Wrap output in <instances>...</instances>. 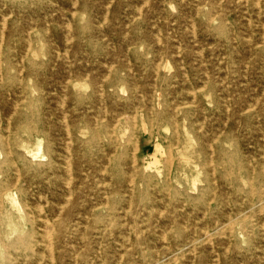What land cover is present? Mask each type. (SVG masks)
Wrapping results in <instances>:
<instances>
[{
    "label": "rangeland",
    "instance_id": "1",
    "mask_svg": "<svg viewBox=\"0 0 264 264\" xmlns=\"http://www.w3.org/2000/svg\"><path fill=\"white\" fill-rule=\"evenodd\" d=\"M245 1L0 0V264H264Z\"/></svg>",
    "mask_w": 264,
    "mask_h": 264
},
{
    "label": "bare ground",
    "instance_id": "2",
    "mask_svg": "<svg viewBox=\"0 0 264 264\" xmlns=\"http://www.w3.org/2000/svg\"><path fill=\"white\" fill-rule=\"evenodd\" d=\"M111 1V0H110ZM220 1H222V0H220ZM245 1V0H244ZM257 1V0H256ZM79 2V1H78ZM77 2V3H78ZM141 2V1H140ZM184 2H185V0H184ZM206 2V1H205ZM236 2V1H235ZM246 2V1H245ZM76 3V2H75ZM108 3V2H107ZM144 3H146V2H144ZM143 3V4H144ZM169 3V2H168ZM220 3V2H219ZM258 3V2H257ZM136 4V3H135ZM142 4V5H143ZM202 4V3H201ZM59 5V4H58ZM160 5V4H159ZM209 5V4H208ZM230 5V4H229ZM259 5V4H258ZM107 6V5H106ZM109 6V5H108ZM123 6V5H122ZM140 6V5H139ZM186 6V5H185ZM74 7V6H73ZM141 7V6H140ZM171 7V6H170ZM169 7V8H170ZM196 9H197V7H196ZM106 10V9H105ZM130 10V9H129ZM214 10V9H213ZM259 10V9H258ZM11 11V10H10ZM108 11V10H107ZM138 11H139V9H138ZM174 11V10H173ZM133 12V11H132ZM140 12V11H139ZM149 12V11H148ZM198 12V11H197ZM215 12V11H214ZM136 13V12H135ZM141 13V12H140ZM12 14V13H11ZM75 14V13H74ZM137 14V13H136ZM244 14V13H243ZM246 14V13H245ZM72 15H73V13H72ZM224 15V14H223ZM74 16V15H73ZM249 16V15H248ZM257 16V15H256ZM259 16V15H258ZM5 19V18H4ZM210 19V18H209ZM6 20V19H5ZM192 24H193V22H191ZM67 24V23H66ZM241 24V23H240ZM48 25V24H47ZM68 25V24H67ZM191 25V24H190ZM208 25H209V23H208ZM3 26H6V25H4L3 24ZM167 26V25H166ZM262 26H264V24H262ZM159 27V26H158ZM185 27V26H184ZM248 27V26H247ZM3 29H4V27H2ZM126 28V27H125ZM193 28V27H192ZM124 29V28H123ZM128 29V28H127ZM67 30H69V29H67ZM72 30V29H71ZM126 30V29H125ZM124 30V31H125ZM240 30V29H239ZM258 30V29H257ZM262 30V29H261ZM264 30V29H263ZM30 32V31H29ZM194 32V31H193ZM264 32V31H263ZM3 33V32H2ZM190 33H192L191 31H190ZM195 33V32H194ZM228 33V32H227ZM230 33V32H229ZM233 33V32H232ZM159 34V33H158ZM2 36V35H1ZM184 36V35H183ZM29 37V36H28ZM262 37V36H261ZM2 39L4 38V37H1ZM66 38V40H67V36L65 37ZM158 38V37H157ZM256 38V37H255ZM192 39H194L193 37H192ZM258 39H260V38H258ZM262 40H263V38H261ZM65 40V41H66ZM71 40V39H70ZM225 40V39H224ZM234 40V39H233ZM251 41V40H250ZM4 42V41H3ZM69 43H70V41H68ZM2 43V42H1ZM67 43V42H66ZM65 43V44H66ZM158 43V42H157ZM160 43V42H159ZM179 43V42H178ZM29 44V43H28ZM183 44V43H182ZM30 45V44H29ZM180 45V44H179ZM184 45V44H183ZM66 46V45H65ZM194 46V45H193ZM67 47V46H66ZM167 47V46H166ZM177 47V46H176ZM29 48V47H28ZM194 48V47H193ZM192 48V49H193ZM30 49V48H29ZM217 49V48H216ZM165 50H166V48H165ZM172 50H173V48H172ZM195 51V50H194ZM244 52V51H243ZM225 53V52H224ZM26 54H27V52H26ZM196 54V53H195ZM67 55V54H66ZM0 56H1V53H0ZM191 56H192V54H191ZM194 56V55H193ZM202 57V56H201ZM200 57V58H201ZM63 58H65V57H63ZM161 58H162V56H161ZM160 58V59H161ZM23 59V58H22ZM68 59V58H67ZM159 59V60H160ZM180 59V58H179ZM193 59V58H192ZM200 60V59H199ZM56 61H57V59H56ZM0 62H1V60H0ZM155 62V61H154ZM159 63V62H158ZM166 63V62H165ZM217 63V62H216ZM169 64V63H168ZM195 64V63H194ZM199 64V63H198ZM218 64V63H217ZM64 65V64H63ZM153 65V64H152ZM157 65V64H156ZM164 66V65H163ZM166 67V66H165ZM224 67H226V66H224ZM246 67V66H245ZM1 68V67H0ZM205 68V67H204ZM242 68V67H241ZM52 69V68H51ZM70 69V68H69ZM109 69H110V67H109ZM247 69V68H246ZM83 70V69H82ZM162 70H164V69H162ZM204 70V69H203ZM226 70V69H225ZM107 71V70H106ZM130 71V70H129ZM245 71V70H244ZM61 72V71H60ZM186 72V71H185ZM227 72V71H226ZM156 74V73H155ZM185 74V73H184ZM199 74V73H198ZM205 74V73H204ZM75 75V74H74ZM191 75V74H190ZM202 75V74H201ZM206 75V74H205ZM69 76V75H68ZM199 76V75H198ZM70 77V76H69ZM207 77V76H206ZM232 77V76H231ZM237 77V76H236ZM183 78V77H182ZM252 78V77H251ZM255 79H256V77H255ZM103 80V79H102ZM263 80H264V78H263ZM101 81V80H100ZM154 81V80H153ZM173 81H175V80H173ZM237 81V80H236ZM244 81V80H243ZM67 82V81H66ZM190 82V81H189ZM69 83V82H68ZM214 84V83H213ZM101 86V85H100ZM227 86V85H226ZM244 86V85H243ZM67 87V86H66ZM99 87V86H98ZM154 87V86H153ZM181 87V86H180ZM262 87V86H261ZM50 88V87H49ZM63 89V88H62ZM100 89V88H99ZM191 89H193V88H191ZM201 89V88H200ZM242 90V89H241ZM64 92V91H63ZM62 92V93H63ZM66 92V91H65ZM64 92V93H65ZM101 92V91H100ZM176 92V91H175ZM126 93V92H125ZM263 93V92H262ZM130 94V93H129ZM193 94V93H192ZM236 94H238V93H236ZM253 94V93H252ZM59 96V95H58ZM66 96V95H65ZM254 96H255V94H254ZM157 97H158V95H157ZM195 97V96H194ZM64 98H67V97H64ZM229 98V97H228ZM60 99H62V98H60ZM153 99V98H152ZM181 99V98H180ZM194 99V98H193ZM257 99V98H256ZM251 100V99H250ZM64 101V100H63ZM63 101H62V103H63ZM232 101V100H231ZM240 102V101H239ZM248 102V101H247ZM256 102H258V101H256ZM255 102V103H256ZM66 103V102H65ZM138 103V102H137ZM136 103V104H137ZM237 103V102H236ZM254 103V102H253ZM254 103V104H255ZM207 104V103H206ZM238 104V103H237ZM246 104V103H245ZM260 104V103H259ZM132 105V104H131ZM239 105V104H238ZM247 105V104H246ZM160 106V105H159ZM249 106V105H248ZM247 106V107H248ZM223 107V106H222ZM254 107V106H253ZM175 108V107H174ZM237 108V107H236ZM235 110H237V109H235ZM243 110V109H242ZM62 111V110H61ZM88 111V110H87ZM171 111V110H170ZM174 111V110H173ZM106 112V111H105ZM136 112V111H135ZM61 113V112H60ZM151 113V112H150ZM227 113V112H226ZM225 113V114H226ZM238 114H239V112H238ZM104 115H105V113H104ZM227 115V114H226ZM230 115V114H229ZM11 117V116H10ZM122 117V116H121ZM134 117V116H133ZM233 117V116H232ZM135 118V117H134ZM67 119V118H66ZM125 119H126V117H125ZM203 119H204V117H203ZM132 120H134L133 118H132ZM9 122V121H8ZM118 122V121H117ZM65 123H66V120H65ZM94 123V122H93ZM151 123V122H150ZM170 123V122H169ZM203 123V122H202ZM236 123V122H235ZM116 124V123H115ZM175 124H176V122H175ZM225 124V123H224ZM223 124V125H224ZM239 124V123H238ZM66 125V124H65ZM134 125V124H133ZM223 125H222V127H223ZM93 126V125H92ZM109 126V125H108ZM142 126V125H141ZM209 126V125H208ZM236 126V125H235ZM144 127V126H143ZM184 127V126H183ZM238 127V126H237ZM28 126H26V128H23V130H28ZM94 128V127H93ZM176 128V127H175ZM200 128H201V126H200ZM95 129V128H94ZM207 129V128H206ZM30 130V129H29ZM50 130V129H49ZM67 130H68V128H67ZM244 130V129H243ZM256 130V129H255ZM69 131V130H68ZM235 131V130H234ZM247 131V130H246ZM205 132V131H204ZM217 132H219V131H217ZM168 133V132H167ZM258 133V132H257ZM53 134V133H52ZM69 136V135H68ZM197 136V135H196ZM219 136V135H218ZM245 136H246V134H245ZM256 136V135H255ZM259 136V135H258ZM99 138V137H98ZM252 138V137H251ZM70 139V138H69ZM117 139V138H116ZM137 140V139H136ZM253 140V139H252ZM115 141V140H114ZM138 141V140H137ZM177 141V140H176ZM194 141V140H193ZM178 142V141H177ZM209 142H210V140H209ZM213 142V141H212ZM215 142V141H214ZM67 143V142H66ZM136 143V142H135ZM201 143V142H200ZM198 144V143H197ZM210 144V143H209ZM220 144H222L221 142H220ZM205 145V144H204ZM131 146V145H130ZM113 147V146H112ZM264 147V146H263ZM212 148V147H211ZM41 150V149H40ZM212 150V149H211ZM104 151V150H103ZM132 151H134V150H132ZM170 151V150H169ZM253 151V150H252ZM202 152H204L203 150H202ZM208 152V151H207ZM27 153V152H26ZM39 153V152H38ZM158 153H159V151H158ZM214 153V152H213ZM246 153V152H245ZM153 154V153H152ZM171 154V153H170ZM253 154V153H252ZM132 155H133V152H132ZM212 155V154H211ZM108 156V155H107ZM154 156V155H153ZM133 157V156H132ZM149 157H150V155H149ZM169 157V156H168ZM226 158V157H225ZM11 158H10V156H6V161H9ZM97 159V158H96ZM107 159V158H106ZM135 159V158H134ZM211 159V158H210ZM229 159V158H228ZM34 160V159H33ZM107 161V160H106ZM135 161V160H134ZM156 161V160H155ZM165 161V160H164ZM249 161V160H248ZM69 162V161H68ZM77 162V161H76ZM97 162V161H96ZM109 162V161H108ZM78 163V162H77ZM154 163V162H153ZM198 163V162H197ZM211 162L209 161V164H210ZM71 164V163H70ZM109 164V163H108ZM134 164V163H133ZM155 164H156V162H155ZM254 164V163H253ZM75 165V164H74ZM69 166H71V165H69ZM148 166V164L146 165V167ZM170 166V165H169ZM212 166V165H211ZM72 167V166H71ZM134 167V166H133ZM145 167V168H146ZM104 168V167H103ZM144 168V169H145ZM148 168V167H147ZM197 168V167H196ZM214 168V167H213ZM71 169V168H70ZM234 169V168H233ZM96 170V169H95ZM94 170V171H95ZM133 170V169H132ZM135 170V169H134ZM169 170H170V168H169ZM104 171V170H103ZM205 171V170H204ZM213 172V171H212ZM229 172V171H228ZM227 172V173H228ZM254 172V171H253ZM263 172V171H262ZM102 174H103V172H102ZM131 174V173H130ZM129 174V175H130ZM70 176V175H69ZM110 177V176H109ZM126 177V176H125ZM218 177V176H217ZM220 177V176H219ZM82 178V177H81ZM101 178V177H100ZM129 178V177H128ZM131 178H133V177H131ZM252 178V177H251ZM82 180V179H81ZM94 180V179H93ZM125 180H127V179H125ZM130 180V179H129ZM202 180V179H201ZM230 180V179H229ZM92 181V180H91ZM100 181V180H99ZM131 181V180H130ZM130 181L128 182V183H130ZM132 181H133V179H132ZM251 181V180H250ZM70 182V181H69ZM80 182V181H79ZM88 182V181H87ZM134 182V181H133ZM132 182V183H133ZM247 182H249V181H247ZM131 183V184H132ZM225 183V182H224ZM65 184V183H64ZM68 184V183H67ZM70 184V183H69ZM74 184V183H73ZM83 184V183H82ZM88 184V183H87ZM215 184V183H214ZM230 184V183H229ZM90 185H92V184H90ZM95 185V184H94ZM102 186H104V185H102ZM129 186H130V184H129ZM253 186V185H252ZM251 186V187H252ZM68 187V186H67ZM70 187V186H69ZM87 187H88V185H87ZM231 187V186H230ZM250 187V186H249ZM96 188V187H95ZM69 189V188H68ZM71 189V188H70ZM94 189V188H93ZM131 190V189H130ZM176 191V190H175ZM254 191V190H253ZM262 191H263V189H262ZM5 192V191H4ZM87 192V191H86ZM169 192V191H168ZM212 192V191H211ZM264 192V191H263ZM75 193V192H74ZM129 193V192H128ZM130 193H132V191L130 192ZM214 193V192H213ZM251 193H252V190H251ZM255 193V192H254ZM262 193V192H261ZM14 194H15V192H14ZM45 195V194H44ZM70 195V194H69ZM78 195V194H77ZM80 195V194H79ZM82 196H83V194H81ZM243 195V194H242ZM248 195V194H247ZM260 195V194H259ZM17 196V195H16ZM71 197V196H70ZM70 197L68 198L69 200H70ZM78 197V196H77ZM244 197V196H243ZM41 198V197H40ZM235 198V197H234ZM13 199V198H12ZM91 199V198H90ZM212 200V199H211ZM46 201V200H45ZM57 201V200H56ZM81 201V200H80ZM225 203V202H224ZM19 204V203H18ZM130 205V204H129ZM183 205V204H182ZM258 205V204H257ZM67 206V205H66ZM106 206V205H105ZM238 206V205H237ZM114 207V206H113ZM129 207V206H128ZM156 207V206H155ZM208 207V206H207ZM208 209V208H207ZM262 209V208H261ZM32 210V209H31ZM189 210V209H188ZM134 211H135V209H134ZM69 213V212H68ZM132 213V212H131ZM262 213V212H261ZM60 214V213H59ZM123 214V213H122ZM130 214V213H129ZM85 215V214H84ZM137 215V214H136ZM135 215V216H136ZM159 215V214H158ZM219 215V214H218ZM67 216H68V214H67ZM160 216V215H159ZM230 216V215H229ZM133 217V216H132ZM142 217V216H141ZM177 217V216H176ZM182 217V216H181ZM246 217V216H245ZM8 218V217H7ZM57 218V217H56ZM126 218V217H125ZM160 218V217H159ZM226 218V217H225ZM134 219V218H133ZM226 219H228V218H226ZM252 219V218H251ZM262 219V218H261ZM130 220H131V218H130ZM243 220V219H242ZM125 221V220H124ZM134 221V220H133ZM206 221V220H205ZM7 221H5V222H3V221H1L0 220V226L1 225H3V224H5ZM183 222H184V220H183ZM143 223V222H142ZM151 223V222H150ZM166 223V222H165ZM185 223V222H184ZM223 224V223H222ZM232 224V223H231ZM233 225V224H232ZM215 226V225H214ZM223 226V225H222ZM226 226H227V223H226ZM228 226H230L229 225V223H228ZM47 227V226H46ZM232 227L233 226H230V228L232 229ZM52 228V227H51ZM150 228V227H149ZM85 229V228H84ZM154 229V228H153ZM194 229V228H193ZM216 229V228H215ZM49 230V229H48ZM52 230V229H51ZM46 231H47V229H46ZM50 231V230H49ZM153 231V230H152ZM260 231H262V230H260ZM206 233V232H205ZM48 234V233H47ZM206 234H208V232L206 233ZM229 235V234H228ZM49 236V235H48ZM205 236V235H204ZM209 236H211V235H209ZM222 236V235H221ZM239 236H241V235H239ZM252 236V235H251ZM250 236V237H251ZM81 237V236H80ZM84 237V236H83ZM137 237V236H136ZM207 237V236H206ZM48 238V237H47ZM220 238V237H219ZM252 238V237H251ZM50 239V238H49ZM48 239V240H49ZM218 239V238H217ZM224 239V238H223ZM245 239H247V238H245ZM83 240V239H82ZM156 240V239H155ZM164 240V239H163ZM166 241V240H165ZM251 241V240H250ZM261 241H262V239H261ZM193 242V241H192ZM192 242H191V244H192ZM212 242V241H211ZM194 243V242H193ZM52 243H50V245H51ZM159 244V243H158ZM224 244V243H223ZM258 245H259V243H258ZM144 246H145V244H144ZM152 246V245H151ZM212 246V245H211ZM52 248V247H51ZM159 248V247H158ZM193 248V247H192ZM51 250V249H50ZM194 250V249H193ZM53 251V250H52ZM52 251H50L51 253H52ZM226 251V250H225ZM228 251V250H227ZM48 252V251H47ZM44 253V252H43ZM99 253V252H98ZM176 254V253H175ZM95 255V254H94ZM152 255V254H151ZM158 255V254H157ZM230 255H232V254H230ZM212 256V255H211ZM218 256V255H217ZM77 258V257H76ZM122 258V257H121ZM181 258V257H180ZM99 259V258H98ZM116 259V258H115ZM217 259V258H216ZM76 260V259H75ZM258 260V259H257ZM77 261V260H76ZM121 260H119V262H120ZM186 261V260H185ZM54 261H53V259H52V263H53ZM114 262V261H113ZM173 262H174V259H173ZM239 263V262H238ZM258 263V262H257ZM264 263V262H263ZM54 264V263H53ZM216 264H218V263H216Z\"/></svg>",
    "mask_w": 264,
    "mask_h": 264
}]
</instances>
